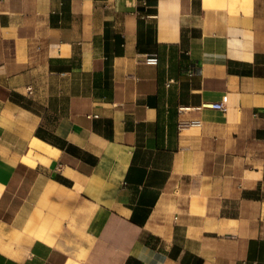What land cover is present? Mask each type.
I'll list each match as a JSON object with an SVG mask.
<instances>
[{
    "label": "crops",
    "instance_id": "crops-1",
    "mask_svg": "<svg viewBox=\"0 0 264 264\" xmlns=\"http://www.w3.org/2000/svg\"><path fill=\"white\" fill-rule=\"evenodd\" d=\"M0 264H264V0H0Z\"/></svg>",
    "mask_w": 264,
    "mask_h": 264
},
{
    "label": "built area",
    "instance_id": "built-area-1",
    "mask_svg": "<svg viewBox=\"0 0 264 264\" xmlns=\"http://www.w3.org/2000/svg\"><path fill=\"white\" fill-rule=\"evenodd\" d=\"M148 60L157 61V57L156 56H150L148 58ZM226 101H227V95H224L220 101L213 102V103H210L208 105L212 108L225 111L227 109Z\"/></svg>",
    "mask_w": 264,
    "mask_h": 264
}]
</instances>
